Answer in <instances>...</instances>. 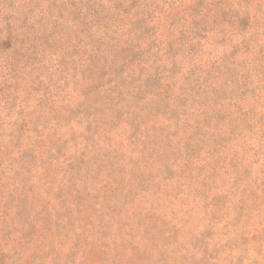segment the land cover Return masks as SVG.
I'll return each instance as SVG.
<instances>
[{
	"label": "rangeland",
	"instance_id": "rangeland-1",
	"mask_svg": "<svg viewBox=\"0 0 264 264\" xmlns=\"http://www.w3.org/2000/svg\"><path fill=\"white\" fill-rule=\"evenodd\" d=\"M66 1L0 0V40L13 39L0 51V264H147L150 256L179 264L194 247L199 264H264V0L134 1L153 31L135 42L127 18L116 24L125 28L111 34L115 52L104 62L103 81L112 82L88 101L80 57L101 34L71 31L61 43H84L64 60L34 55L45 28L53 44L61 36L52 27ZM238 16L251 18L245 31ZM136 43L145 61L125 69L115 106L124 114L113 118L105 104L119 77L109 64ZM39 60L42 67L31 65ZM58 63L66 64L61 73ZM162 69L163 87L131 100L138 78ZM104 100L99 133L93 123L89 137L80 114ZM161 104L176 117L156 112ZM190 144L204 151L188 158ZM20 152L38 157L31 169Z\"/></svg>",
	"mask_w": 264,
	"mask_h": 264
},
{
	"label": "trees",
	"instance_id": "trees-1",
	"mask_svg": "<svg viewBox=\"0 0 264 264\" xmlns=\"http://www.w3.org/2000/svg\"><path fill=\"white\" fill-rule=\"evenodd\" d=\"M134 1L136 0H68L66 1V3H64L66 6L63 7L65 8L63 10L65 14L64 13L59 14L58 17L56 18L57 23H55L54 26L52 27V30H53L52 32L56 34L59 33L61 34V36L53 44V42L49 38V33H48L49 28H45L47 30L41 31V34L39 36V38L44 39V43L41 42L39 44L40 49H41L39 53L41 55L40 54L39 55L34 54V55L40 58L42 55H46L47 52L49 53L53 52V55H56L57 53L60 54V56L64 60L70 49L81 50L82 49L81 43H84V42L83 41L77 42L73 40L70 43L66 44V43H61L62 39H66V38L69 39V37L72 36L73 33L77 34L78 36L79 34H84L85 39L92 37L91 35L93 34L92 32L101 34L105 39H103L102 42L95 44V45L88 43V53L87 54L84 53L80 57V64L83 68V74L87 71L89 75L87 76L88 78L86 79L87 81H91L90 84L87 85L83 89L82 94L85 98H87V101L90 100V95H92V92L100 90L105 87L106 83L112 82L111 78L107 82L103 81L104 74L106 75V72H107L104 62H105V58H108L109 55H111L112 57L113 53L115 52V49L114 50L112 49L114 39L111 38V34L118 36L120 33L123 32L125 28V26H122L121 28H119L116 26V24L121 22L122 18L124 19L127 18L128 21H125V22H127L131 26V29H134L135 33L132 36L135 42L139 40L138 38H140L144 30L146 33H151L153 31V27L149 25V22L147 20L148 19L147 11L133 12V9L135 7ZM125 4H127V7L125 6ZM206 4L207 3L205 1H198L195 4V7H198L200 5H206ZM238 17L240 19L239 22L241 23V26L239 27H241V31H245V29L251 25V18L249 16H244V17L238 16ZM3 21L5 25L4 30L7 29L10 32L12 22L7 17H3ZM230 24L234 27L236 22L233 20ZM113 27H116L117 29ZM106 39H107V42H106ZM61 44L62 45L66 44V45H64L63 47H60ZM136 44H137L136 46H131V44H129L128 46H126V48L120 47L118 50L120 52L116 56L120 57L121 63H116V61H114L109 64V70L114 71L116 75L119 77V80L113 83L114 87H112L114 91L113 94L115 92L117 93L111 96L112 98H108V103L109 102L111 103L105 104L106 106L105 112L108 110V107H112V109L114 107V111L112 113L113 118L116 115H118V118L121 119L122 115L124 114L122 110H119L122 112H119V111L116 112L115 106L116 107L119 106L122 102L120 97H121V94L124 92H122L121 94L119 93V86L121 82L124 83L127 79L128 75L124 74L125 69L128 67V65L130 66V64H134L138 62L143 63L145 61L143 57H144V54L147 52H145L143 48L140 47L139 43H136ZM12 46H13V39H11L10 33L4 36L0 40V51L5 52L9 50L10 48H12ZM171 49L172 47L169 46L168 51H170ZM41 63H42L41 60H39L37 63H32L31 65L42 67ZM65 66H66L65 63H58L59 69L57 70V72L61 73L63 71L62 69H65ZM40 69L41 68H38V70ZM163 72H166V71L163 69L159 70V73H157L155 76H147V78L144 81H142V78L139 77L138 81L140 84L139 86L135 87L137 91L139 92V94L137 95V98L132 96L133 98H131V100H135V101L144 100L145 96H147L151 92H154L155 90L162 88L163 87V83H162L163 81L162 73ZM125 95H128V94H125ZM104 103H106L105 100L100 103L101 105L99 106L100 109L90 108V109L83 110L85 113L80 114L82 115L83 118H87V121H88L87 132L89 133L88 135L89 137L93 138V136L95 135L94 132L91 133V125L93 123L96 124V128H97L96 134L99 133L100 127H99L98 116H100V114L103 113L102 111H103ZM164 107L167 108L166 105L161 104L154 110L156 112L162 111V114L169 115L168 116L169 118L170 116L173 118L176 117L177 112L175 110L166 111ZM128 111L130 110L126 109V112ZM73 112L74 111H71L70 114L72 113L73 115ZM244 114L245 112H243V115ZM126 115L128 116L130 114H126ZM93 119H95L94 122L92 121ZM239 127L237 128L236 126L232 128L227 134L223 133V135H225L224 138H221V136L223 135L219 136V138H217V140L215 141L216 148H212L211 152L216 151L217 154L220 153L221 150L220 148L217 149V147L223 145L224 144L223 142L229 143L231 137L235 134V132L239 129ZM193 138L194 136L189 137V139H193ZM137 140H140L139 136ZM194 142H196V140ZM185 146L187 148H190L189 151L187 150V152H184V153L190 152L188 153L190 154V156H186L188 158L195 157L197 153H201L204 151V147H201V148H199L198 146L192 147L191 144L185 145ZM207 149L209 150V148ZM20 153L22 154L21 155L22 160H24L25 157L27 159L30 158L31 160L29 164L23 163L24 168L29 169L30 167H32V165H34V163L36 164L38 157L36 156L34 152H30V153L20 152ZM27 153L31 155L28 156ZM166 161L168 162L161 167L163 169V175L166 174L169 177L172 172V164H169L170 159H166ZM217 203L218 202H215L213 204L216 206ZM212 213H213V216L210 219L212 223L218 225L220 221L218 220V218H216L217 212L212 211ZM210 228H208L207 230L210 231ZM158 239H159V236L156 238L157 243H158ZM162 244L165 248L166 253L169 250H172V248H170L168 245H165V243H162ZM193 249H190V250L187 249L186 251H184V253L182 254V257L185 260L184 262L182 261L179 264H199V262L196 260L195 253H193L194 252ZM150 257H151V263H147V264H161L160 262H162V260H159L160 257L153 258V259H152V256ZM167 261H169V259L166 256V262ZM176 261L177 260H173V263H176ZM131 264H135V263L133 262Z\"/></svg>",
	"mask_w": 264,
	"mask_h": 264
}]
</instances>
